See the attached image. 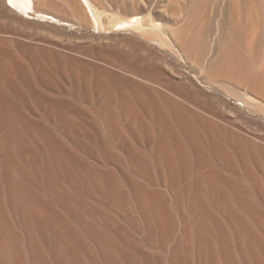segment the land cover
Instances as JSON below:
<instances>
[{"label": "rangeland", "instance_id": "374dc122", "mask_svg": "<svg viewBox=\"0 0 264 264\" xmlns=\"http://www.w3.org/2000/svg\"><path fill=\"white\" fill-rule=\"evenodd\" d=\"M93 1L157 31L98 32L73 0L37 1L59 23L0 0V264H264V154L231 152L228 133L264 134L263 115L230 113L264 79V0ZM197 115L198 154L178 124Z\"/></svg>", "mask_w": 264, "mask_h": 264}, {"label": "bare ground", "instance_id": "6f19581e", "mask_svg": "<svg viewBox=\"0 0 264 264\" xmlns=\"http://www.w3.org/2000/svg\"><path fill=\"white\" fill-rule=\"evenodd\" d=\"M38 0H6L7 5L13 9L16 13L21 15L24 18L27 19H36V20H41V21H47L49 23H59L61 22V19L58 18L56 15L53 13L47 12L45 10H40L38 8L37 4ZM69 2V1H68ZM73 7H74V13H77L80 15V17L83 19L85 18L86 22L94 29L97 30L98 32H106L110 31L112 32H125V31H130V32H137V34H140V36H144V34L156 32V26L153 24L152 27L149 26L148 19H145L143 16L139 14H131L128 17L124 16L121 17L113 12H107L104 8H101L98 6L93 0H73ZM71 3V4H72ZM62 4V3H61ZM69 4V3H68ZM69 7V6H68ZM71 9V8H70ZM73 12V9L72 11ZM79 17V18H80ZM81 19V20H82ZM83 20V21H85ZM66 21V20H64ZM74 20H72L73 22ZM83 21V24H85ZM69 22V21H68ZM78 22V20H75V23ZM78 22V24H80ZM61 24H66L67 22H62ZM152 23H150L151 25ZM82 25V24H80ZM148 28V29H147ZM115 34V33H114ZM136 34V33H135ZM161 36V35H160ZM162 41V40H161ZM96 46V45H95ZM105 52V51H104ZM108 52V50H107ZM107 54V53H106ZM110 54V53H109ZM114 54V53H113ZM103 55V54H101ZM115 55V54H114ZM116 56V55H115ZM84 57V56H83ZM130 63V62H129ZM226 66V68L232 70L238 77H242L243 73V62L240 60L232 57V58H225L222 62ZM97 67V66H96ZM116 68V67H115ZM137 71V70H136ZM209 73V72H208ZM204 74V73H203ZM206 74V73H205ZM211 75V74H210ZM213 78V77H212ZM207 82V81H206ZM210 82V81H209ZM44 87V86H43ZM245 90L244 93H239L235 94V100L240 101L238 104V107L233 110H230V113H233L235 118L237 113L245 111V107H247L252 113H257L261 114L264 116V79L262 78H257V79H252L247 81L244 84ZM223 88V87H222ZM52 90V89H51ZM173 90V89H172ZM175 91V90H174ZM71 93V92H70ZM160 93V92H159ZM227 93V92H226ZM229 95V94H228ZM187 100V99H186ZM50 101V100H49ZM243 107V108H242ZM21 109V108H20ZM229 113V114H230ZM222 114V113H221ZM98 116V115H97ZM216 117L222 119L223 121H228L227 119L229 118H224L220 117L217 113L215 114ZM233 116V115H232ZM233 116V117H234ZM177 117V116H176ZM227 117V116H226ZM230 118H232L230 116ZM185 119V118H184ZM181 120V119H180ZM203 118L200 115H197V122L195 123V126L190 125V123L186 122L185 120L178 121L179 124V129L185 133V136H192V146L194 147L193 150L196 151V153H200L203 149V144L202 142L200 143V139H202V136L206 134L208 131H204L202 128V122ZM236 120V119H235ZM233 121V120H232ZM240 121V120H239ZM237 121V122H239ZM233 123V122H232ZM211 126L209 127V130L211 131L210 133L212 134V140L214 142L213 146H219L223 143L222 140H218L216 138V135L221 131V130H227L225 127L220 126L216 123H209ZM231 124V122H229ZM33 125V124H32ZM248 125V124H247ZM107 126V125H106ZM231 126V125H230ZM233 126L236 129H240L239 126L234 125ZM242 126V125H241ZM247 127V126H246ZM110 128V127H109ZM245 128V127H243ZM249 128V127H248ZM170 129V128H169ZM251 130V129H250ZM254 131V129H252ZM249 131V129H248ZM252 131V132H253ZM235 132V131H234ZM247 132V131H246ZM259 132V130H258ZM193 133H195V136L193 137ZM231 134L230 138L232 139L233 137V145L231 147V152L236 153L237 155L242 156L244 153V150H250V151H258L262 150V154H264V148L262 145H260L259 142L264 143V134H256V133H249L254 139H248L247 137L250 136L248 135L245 139L246 145H242L240 143V139H236L237 135L233 133L232 131L228 132ZM134 136V135H133ZM137 136V135H136ZM243 136V135H242ZM244 137V138H245ZM154 138V137H153ZM194 138V139H193ZM225 139V138H224ZM57 141V140H56ZM136 141V140H135ZM259 141V142H258ZM134 145V144H133ZM143 145V144H142ZM182 145V144H181ZM231 145V144H230ZM229 145V146H230ZM183 146V145H182ZM181 146V147H182ZM210 146V145H209ZM212 146V147H213ZM208 148V147H207ZM206 148V149H207ZM214 148V147H213ZM212 149V148H211ZM210 150V149H209ZM194 151V152H195ZM216 151V150H215ZM254 154V153H253ZM135 158V157H134ZM229 159V158H228ZM199 160V159H198ZM209 161V160H208ZM211 161V160H210ZM142 162V161H141ZM207 162V161H206ZM211 164V163H209ZM208 164V165H209ZM230 167V166H229ZM209 167H207L208 169ZM214 168V167H213ZM199 169V168H198ZM212 171V169H211ZM214 171V170H213ZM217 173V171H214ZM198 174L197 176H199ZM217 176V174H215ZM222 175V174H221ZM200 177V176H199ZM219 177V176H218ZM217 177V178H218ZM223 178V176H221ZM226 177V176H224ZM198 178V177H197ZM207 178V177H206ZM227 180L229 177H226ZM76 179V178H75ZM221 179V178H220ZM224 179V178H223ZM198 181V180H197ZM3 182V181H2ZM220 182V181H218ZM229 182V180H228ZM226 183V181H225ZM224 183V184H225ZM232 186V185H228ZM233 188V187H232ZM238 188V187H236ZM239 189V188H238ZM218 190V189H217ZM240 190V189H239ZM222 191V190H221ZM220 191V192H221ZM214 192V191H213ZM219 192V194H220ZM223 193H228L227 191ZM136 195V194H135ZM226 195V194H225ZM222 196V195H220ZM214 197V196H213ZM219 197V196H218ZM228 197V196H227ZM215 198V197H214ZM216 200V198H215ZM218 200V198H217ZM216 200V201H217ZM219 199L218 201H220ZM213 201V200H212ZM214 202V201H213ZM221 202V201H220ZM222 203V202H221ZM26 220V219H25ZM28 235V234H27ZM221 236V235H220ZM187 245V244H186ZM220 247V246H219ZM91 249V248H90Z\"/></svg>", "mask_w": 264, "mask_h": 264}]
</instances>
